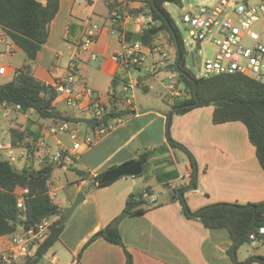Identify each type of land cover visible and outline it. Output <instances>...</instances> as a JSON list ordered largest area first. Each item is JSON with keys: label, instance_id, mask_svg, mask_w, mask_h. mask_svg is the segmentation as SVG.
I'll use <instances>...</instances> for the list:
<instances>
[{"label": "crops", "instance_id": "1", "mask_svg": "<svg viewBox=\"0 0 264 264\" xmlns=\"http://www.w3.org/2000/svg\"><path fill=\"white\" fill-rule=\"evenodd\" d=\"M38 1L45 3V0ZM113 2L123 6V14L129 13V9L140 7L134 4L136 0H62L59 12L50 26L47 43L32 67L35 78L52 86L63 79L68 61L83 39L85 31L89 25L94 24V20H98L102 22L101 26L96 23L100 27L99 35L87 50L81 52L80 67L92 89L100 94L108 93L113 87L115 76L123 73V69L113 59L121 38L119 36L118 39H113L114 34L111 32L112 12L109 11L108 4ZM133 26L132 23H124V35L125 31H142L138 26L134 30ZM8 40L7 36L1 34L0 45H5V51L0 48V67L6 66L7 72L0 75L5 79L0 85L7 82L25 61V54L15 51L22 50L12 42L9 44ZM4 57L9 59L7 63H3ZM156 61L151 57V64L146 66L144 63L143 69ZM124 72L117 89L132 76L127 71ZM162 73L168 75L161 69L156 77L147 76L143 91L150 90L151 80L160 81ZM134 102L133 115L124 117L123 122L110 134L79 153L75 169L83 172L82 175L67 179L65 171L73 169L66 168H57L53 173L51 192L55 193V200L57 191L64 190V197L59 202L55 201L63 210L74 203L80 192L85 194L84 201L65 225L60 240L48 252L57 257L59 264H125L124 249L109 244L102 238L82 250L94 235L126 211L130 194L135 192L136 186V178L126 177L99 188L92 184L91 178L120 164L136 160L143 150H152L167 143V116L173 111V104L165 98L167 110L161 107H143L136 101V95ZM57 108L62 112L73 113L60 99H57ZM0 109V124L4 122L3 129L10 139V128L18 127L19 124L26 127L28 119L37 121L33 112L25 115L13 111L7 116L2 105ZM213 110L210 106L194 109L184 115L172 114L169 136L183 144L197 162L196 179L197 182L199 180V185L197 183L196 189H189L185 193L189 208L196 212L216 203L247 204L264 201V172L257 161L255 148L249 139L243 138L244 132L239 128L238 122L214 124ZM39 124H42L41 137L46 134L50 122L40 121ZM89 131L92 133V129L88 127L85 132ZM65 136H51L49 141L56 146L58 141L63 143L62 138ZM175 151L181 150H172L171 154H175ZM163 159L164 156H160L154 162L160 163ZM153 166L156 170L162 168L165 171L175 168L168 164ZM176 168L180 171V177L189 175L191 167L188 157L184 169L180 168L179 163ZM62 174L66 178V184H62ZM151 174L154 175V171ZM167 200L165 196L158 200L164 205L147 210L140 216L130 214L118 225L134 264H235L228 253L232 242L227 231L206 229L199 221L187 219L179 202L167 203ZM5 238H0V243Z\"/></svg>", "mask_w": 264, "mask_h": 264}, {"label": "trees", "instance_id": "2", "mask_svg": "<svg viewBox=\"0 0 264 264\" xmlns=\"http://www.w3.org/2000/svg\"><path fill=\"white\" fill-rule=\"evenodd\" d=\"M61 1L45 0L43 4L38 0H0V36L4 34L20 48L29 63L0 85V105H19L22 114L33 112L37 119V121L28 119L26 127L19 124L18 127L9 129L14 145L23 143V147L31 148L40 137L42 127V124H39L40 121L50 122L48 126H55L66 121L81 124L73 113L62 112L57 108L58 95L55 88L37 80L32 72V64L47 43L50 26L59 12ZM140 3L142 5L139 8L129 9V12L134 15L145 13L152 18V24L141 31L142 45L144 47L156 45L159 36L163 34L168 44L173 46L174 61L169 63L174 66L172 71H167L178 73L176 88L181 92L172 105L174 114L184 115L194 109L212 106L214 124L232 122L243 124L247 129L249 142L255 148L257 161L264 172V84L241 74H222L208 79L195 78L186 67V52L182 46L180 32L165 8L168 3L181 6L182 0H142ZM108 8L110 12L118 11L120 15L124 12L123 6L116 2L108 4ZM112 20L111 17V27L124 32L122 23H113ZM133 34L131 31H125L128 42L133 41ZM124 71L126 70L123 69V73ZM123 73L115 76L112 88L118 86ZM133 114L134 111L131 110L117 112L113 116L124 118ZM167 117V143L152 150H143L137 156L136 160L144 169L140 177L146 180L154 177L167 190L166 185L180 177V171L176 168L179 162L171 151L181 150L188 157L191 167V185L196 189L197 179H193L197 171V162L183 144L169 136L172 115L168 114ZM160 156H164V159L160 160V163L154 162ZM151 164L155 166L168 164L175 168L169 171L162 168L155 169L152 175ZM57 168L61 167L47 163L40 169H35L28 162H25L22 168H18L16 164L0 158V238L13 237L23 231L34 229L45 218H56L49 227L46 238L39 243L35 254L23 258L18 264H40L44 256L60 240L65 228V225L61 226L65 216L64 210L51 195L50 182ZM72 171L79 175L83 174L76 169ZM103 174L92 177V184H96L99 188L111 185L113 182L98 184ZM189 188L167 190V203L179 202L187 219L199 221L208 230L227 231L232 242L228 253L235 264H264V255L252 257L245 263H239L234 255L241 245L249 242L250 233L264 227V201L247 204L216 203L193 212L185 198ZM20 198L24 199V208L17 206ZM143 198L144 194H141L138 200L129 199L126 211L132 216H140L147 210L164 205L158 200L141 205ZM100 238L109 244L121 246L125 252V264H134L131 253L124 245L119 227L114 222L94 235L82 251ZM81 255L82 252L79 258Z\"/></svg>", "mask_w": 264, "mask_h": 264}, {"label": "built area", "instance_id": "3", "mask_svg": "<svg viewBox=\"0 0 264 264\" xmlns=\"http://www.w3.org/2000/svg\"><path fill=\"white\" fill-rule=\"evenodd\" d=\"M136 1L142 2V0ZM214 1L216 3L212 6L189 9L182 18L196 47L206 42L216 46L215 55L205 59L200 78L241 74L264 84V43L261 41L263 32L259 34L251 32V28L256 24L264 25V0ZM112 18L113 23L121 22L123 25L128 22L142 30L152 23V18L145 13L134 15L129 12L120 15L118 11H113ZM99 32L100 27L97 24L89 25L83 39L68 61L66 76L53 85L58 95L57 99L73 110L75 117L97 120L98 125L92 129V134L81 131L80 124L70 121L61 122L55 126H47L46 134L38 138L31 148H26L19 143L14 145L10 138L3 139L0 127L1 159L14 164L20 161L28 162L35 169H40L47 163L56 164L61 168L75 169L78 165V155L83 149L90 148L94 142L110 134L118 124L123 122L124 118L114 117L113 114L134 110L135 91L140 80L147 76L156 77L161 69L168 73L167 76L171 80V83L166 86L171 98L166 99L174 104L175 98L180 96L181 92L176 88L178 76L174 72L167 71V66L170 65L167 52L157 44L144 47L140 42H128L124 33L114 28H111L112 34L118 33L121 38L113 59L121 69H125L132 76L123 82L120 88H111L106 94L97 93L92 89L81 73L80 57L81 52L95 42ZM147 56L154 57L157 61L143 69ZM194 66L196 67V62ZM6 72L7 67L1 66L0 75ZM2 106L7 116L13 111L20 112L21 109L19 105L3 104ZM58 135L68 136L73 142L71 147L65 146L60 141L58 145H52L49 138ZM191 180L190 174L182 176L170 181L166 188L168 191L189 188ZM51 195L55 196V193L51 192ZM144 196L149 197L150 202L158 200L157 194L147 192ZM17 206L24 208L23 198L18 200ZM54 221V218H45L36 228L3 239L0 243V264H18L23 258L34 255ZM249 244L255 249L264 246V227L250 233ZM40 264H59V262L55 255L47 253Z\"/></svg>", "mask_w": 264, "mask_h": 264}, {"label": "rangeland", "instance_id": "4", "mask_svg": "<svg viewBox=\"0 0 264 264\" xmlns=\"http://www.w3.org/2000/svg\"><path fill=\"white\" fill-rule=\"evenodd\" d=\"M216 2L214 0H182V5L177 6L172 3H168L165 5L166 10L169 12L171 18L173 19L175 25L177 26L179 32H180V37H181V42L182 46L185 50V52H194L196 57H195V62H196V67L193 65V61L191 56H186L185 57V62H186V67H188L189 71L191 74L199 79L201 77L202 73V68H203V63L205 59L213 57L216 53V46L212 43L206 42L200 44L199 47H196V45L192 42V39L190 38L189 35V29L186 28V26L183 23V15L189 11L191 8H198L202 6H212ZM136 5H142L140 2H134ZM102 25L101 21L94 20V24ZM134 30L137 29L136 25L132 27ZM251 32L254 34H259L260 32H263V35L261 36V41L264 43V25L261 23L256 24L251 28ZM119 35L118 33H115L113 36V39H118ZM8 43L11 44L10 39L8 40ZM157 45L160 46L163 50H165L169 56L168 62H173L174 61V50L173 46L168 44L166 37L161 34L159 36V40L157 42ZM171 46V47H170ZM0 48L2 49L1 51H5V45H0ZM16 52H19V54H24L22 51L19 49H15ZM24 56V55H23ZM25 61L20 64L22 67L25 65L29 64L27 63L26 56H24ZM9 61L8 58L4 57V62L7 63ZM20 61V60H19ZM151 64V56H147L145 60V65L149 66ZM32 67H34V64H32ZM163 72H166L164 69H162ZM176 73V72H175ZM167 74V73H166ZM158 73L156 74V76ZM178 76V73H176ZM146 78H142L139 82L138 85V90H136L135 95H136V101L140 103L143 107H161L162 109L167 110L168 105L164 102L165 98L170 99L171 96L166 89V86L171 83V80H169L168 76L165 75L164 73L161 74V80L154 81L151 80V85L152 89H150L148 92L143 91L145 88V82ZM179 78V76H178ZM177 78V79H178ZM151 79V78H150ZM5 79L0 77V84L4 81ZM182 87V86H181ZM60 108L64 109V106L60 105ZM1 110V109H0ZM209 110V109H206ZM3 111V110H2ZM1 113V112H0ZM34 116V115H32ZM35 118V116L33 117ZM20 123V122H19ZM3 123L0 124V127L2 128V134L1 137L3 139H7L9 134L3 129ZM22 124V123H21ZM239 128L244 132L243 138L245 140H248L247 138V130L246 128L238 123ZM83 132L87 130L89 126L86 127L84 124H80L79 126ZM89 135H91V131L88 132ZM241 137V136H240ZM62 141L65 145H72V141L70 140L69 137H63ZM246 142V141H244ZM248 142V141H247ZM254 150V149H253ZM255 152V150H254ZM175 158L178 160L180 164V168L184 169V164L187 162V155L183 151H175V154H173ZM18 168H22L23 161H20L16 164ZM152 171H154V166L151 164ZM64 173V172H63ZM65 174L67 175V179H73L79 177L78 174L72 170L65 171ZM191 175V173H189ZM62 184H66V178L64 174L61 176ZM136 186H135V192L130 195H136V194H146L147 192L150 194H157L158 200L163 199L166 194L167 190H165L164 187H162L154 177H151L149 180H146L143 177H136ZM198 185H199V180H198ZM67 187H69L67 185ZM200 187V186H199ZM190 189V188H189ZM58 195L55 198L56 202H59L65 195L64 190H58ZM146 203H150V198L145 197L143 198V203L141 205H145ZM70 221V220H69ZM238 260L239 263H245L248 259L252 257H256L259 255H264V246L258 249L253 248L249 242L244 243L241 245L238 250L234 254ZM258 264V263H254Z\"/></svg>", "mask_w": 264, "mask_h": 264}, {"label": "water", "instance_id": "5", "mask_svg": "<svg viewBox=\"0 0 264 264\" xmlns=\"http://www.w3.org/2000/svg\"><path fill=\"white\" fill-rule=\"evenodd\" d=\"M151 24L152 23H149L148 26H150ZM132 39H133V41L142 43V33L141 32L134 33ZM186 56H191L192 61H193V65H195V62H194L195 61V53L194 52H186L185 57ZM173 66H174L173 64H170L167 66V69L172 71ZM173 112L174 111H172L170 113V115H172ZM77 121L79 123L84 124V125L89 126V127H97V125H98L97 120L91 119V118L81 117V118H78ZM143 171H144V169L138 160H131L129 162H125L123 164H120V165L116 166L115 168H112V169L108 170L107 172H105L98 184L114 182V181H117L121 178H126V177H131V178L140 177V176H142ZM87 175H89V174H87ZM196 177H197V171L194 174L193 180H195ZM93 187H95V185H93ZM190 189H193V185L190 186ZM140 198H141V194L130 195V197H129V199H136V200H138ZM84 199H85L84 192H80L77 195V198L74 201V203L71 206L64 209L65 216H64L63 220L61 221V226H64L68 223V221L71 219L73 213L75 212L77 207L84 201ZM129 215H130V213L128 211H124L122 214H120L115 219L114 223L116 225H119Z\"/></svg>", "mask_w": 264, "mask_h": 264}]
</instances>
